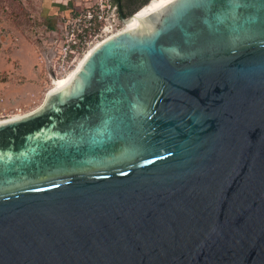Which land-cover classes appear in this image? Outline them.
I'll return each mask as SVG.
<instances>
[{
    "label": "water",
    "instance_id": "1",
    "mask_svg": "<svg viewBox=\"0 0 264 264\" xmlns=\"http://www.w3.org/2000/svg\"><path fill=\"white\" fill-rule=\"evenodd\" d=\"M0 264H264V0H164L0 122Z\"/></svg>",
    "mask_w": 264,
    "mask_h": 264
},
{
    "label": "rangeland",
    "instance_id": "2",
    "mask_svg": "<svg viewBox=\"0 0 264 264\" xmlns=\"http://www.w3.org/2000/svg\"><path fill=\"white\" fill-rule=\"evenodd\" d=\"M94 2L95 0H0L1 118L28 114L44 103L51 87L39 52L44 33L46 31L47 35L53 36L55 32L51 29L54 24L70 10ZM133 9L134 7L126 8L124 11L129 15Z\"/></svg>",
    "mask_w": 264,
    "mask_h": 264
},
{
    "label": "built area",
    "instance_id": "3",
    "mask_svg": "<svg viewBox=\"0 0 264 264\" xmlns=\"http://www.w3.org/2000/svg\"><path fill=\"white\" fill-rule=\"evenodd\" d=\"M123 29L119 3L116 0H95L93 4L70 10L54 24L51 29L55 32L53 36L45 31L39 52L51 83L47 95L52 91L55 80L69 76L96 46ZM1 102L0 115L3 112ZM20 116L0 117V122Z\"/></svg>",
    "mask_w": 264,
    "mask_h": 264
},
{
    "label": "bare ground",
    "instance_id": "4",
    "mask_svg": "<svg viewBox=\"0 0 264 264\" xmlns=\"http://www.w3.org/2000/svg\"><path fill=\"white\" fill-rule=\"evenodd\" d=\"M163 1L164 0H150L137 13L129 17L128 20L124 22L123 30L131 29V28H139L140 20H143L145 17H147ZM89 54L86 55V57L78 65L77 69L74 72H72L69 76L63 79L55 80V84H54V87L52 88V91L60 90L61 88L67 86L71 82V80L76 76L78 70L82 66L83 62L87 59ZM16 118H19V117H16Z\"/></svg>",
    "mask_w": 264,
    "mask_h": 264
},
{
    "label": "trees",
    "instance_id": "5",
    "mask_svg": "<svg viewBox=\"0 0 264 264\" xmlns=\"http://www.w3.org/2000/svg\"><path fill=\"white\" fill-rule=\"evenodd\" d=\"M116 1L120 5L121 13L125 17H129V16L133 15L136 11H138L142 6L147 4L150 0H116ZM132 7H134V9L129 12V15L126 14L124 9H126V8L130 9Z\"/></svg>",
    "mask_w": 264,
    "mask_h": 264
}]
</instances>
